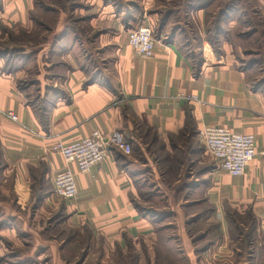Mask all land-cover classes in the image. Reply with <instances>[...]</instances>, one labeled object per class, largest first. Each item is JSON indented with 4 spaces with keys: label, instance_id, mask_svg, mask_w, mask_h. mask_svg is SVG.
Returning a JSON list of instances; mask_svg holds the SVG:
<instances>
[{
    "label": "crops",
    "instance_id": "obj_1",
    "mask_svg": "<svg viewBox=\"0 0 264 264\" xmlns=\"http://www.w3.org/2000/svg\"><path fill=\"white\" fill-rule=\"evenodd\" d=\"M82 1L74 14L87 34L59 19L37 47L0 46V111L25 127L0 114V262L46 264L55 245L76 244L87 254L102 246L105 259L134 248L139 258L129 264H153L140 254L145 243L161 251L171 244L176 264H264V87L226 39L245 11L234 5L224 21L200 5L207 0H135L122 9ZM37 11L34 0H1L0 42L1 26L30 34ZM213 17L222 28L215 45ZM139 18L156 31L150 58L128 46ZM218 126L255 137V158L241 177L226 174L201 141L203 128ZM94 131L130 145L131 154L112 149L81 174L52 151L56 140L70 144ZM64 169L75 174L72 201L53 194ZM55 216L65 242L49 238ZM12 246L27 250L11 263L4 254Z\"/></svg>",
    "mask_w": 264,
    "mask_h": 264
},
{
    "label": "rangeland",
    "instance_id": "obj_2",
    "mask_svg": "<svg viewBox=\"0 0 264 264\" xmlns=\"http://www.w3.org/2000/svg\"><path fill=\"white\" fill-rule=\"evenodd\" d=\"M180 1L181 0H179L178 2ZM230 1L234 2V4H236L241 10H244L245 12L242 13H244L245 15L242 17L241 13L240 27L233 32V36L227 37L226 39L228 41L231 40L232 42L234 40L233 47L237 51L235 60L239 64V66L243 69H251L250 77L252 81H255L256 85H261L264 87V18L260 12V9L258 8L259 5H264V0H211L212 12L218 13V11L225 4L230 3ZM111 2L117 9H122L123 6L127 7L129 6V2H135V0H111ZM84 4L85 3L82 0H34V5H36L38 11L37 13H32L31 15L29 14V18L33 21L34 25L31 33L24 34L21 27L19 29H15L14 33L12 28L1 26L2 29H4L3 35H6L7 37L4 43L0 42V46L5 47V45L9 43L13 46L14 44H17L18 46L30 42L33 46L37 47V45L39 46L43 41H45L46 37H50L52 35V30H55L54 25L56 26L59 19L62 20V25L65 26V29L70 28L73 30L77 28V30H79L80 32L82 30L83 33L87 34L90 29L85 26L82 21H78L80 16L74 14V8L79 6L82 7V5ZM168 8H170L169 5L166 6V9ZM140 19L141 18L136 21L139 22V25ZM215 20L217 19L213 17V19H211L212 23H214ZM136 24L133 27L137 26ZM155 32L156 31L153 30L154 35ZM212 34L213 33H211V37ZM237 35L239 36V39L236 38ZM0 37H2V34H0ZM234 37L237 40L234 39ZM1 169L2 167H0V171ZM226 211L231 210L230 208H228ZM55 217H50V219L48 220V227L49 229H51L49 232V238L55 237L57 239L56 242H65L68 238V235L63 233V231L65 230V226L61 225V223H63V219L62 217H58L61 218V220L59 219L58 221V218L56 217L55 219ZM56 221H58V223L54 224V222ZM62 233L67 236H64ZM164 238H167V236H163V239ZM162 242V239L161 241L159 239V243L162 244ZM61 245H55V249L52 252L51 250H49V252L46 254V264H53V260H55L56 262L54 264H83V262L84 264H115L116 262L118 264H121V260L129 264L130 262H134L139 258V255H137V252L134 248H131L127 254L119 253L118 251L109 253V255H107L109 256V258L105 259L106 257L103 258V255H105L106 252L103 251L102 246H98V248H92L87 254L86 252L82 253V249L76 244L66 247L64 251L62 250L63 244ZM153 248H155V250ZM9 250V253H7L6 255L4 254V257L8 260V256V261L12 263L13 261H16L15 259L17 257L23 256L27 249L12 246L9 248ZM139 250L140 254L144 252V255L142 256V259H144L143 261H145V259H147L148 261L153 259V264H176L174 261V252L173 250H171V244L170 246L166 247L164 251H161L153 245L149 249L148 245L144 243V245H139ZM0 263L5 264L4 261H1ZM43 263L44 261L41 263L40 260L37 264Z\"/></svg>",
    "mask_w": 264,
    "mask_h": 264
},
{
    "label": "built area",
    "instance_id": "obj_3",
    "mask_svg": "<svg viewBox=\"0 0 264 264\" xmlns=\"http://www.w3.org/2000/svg\"><path fill=\"white\" fill-rule=\"evenodd\" d=\"M128 46L134 54L150 58L153 55L155 40L152 28L141 25L128 33ZM179 99L197 101L195 97L180 95ZM9 121L25 128L17 115L9 111H0ZM39 138L51 139L34 133ZM209 155L219 163L221 169L230 177H241L245 174L247 165L255 158L256 140L253 135L235 133L226 127H205L199 134ZM116 149L125 155H130V145L117 137H105L94 131L87 138L71 144H63L56 140L52 151L59 155L67 165H75L81 174L90 173L95 166L103 164L111 156V150ZM54 195L63 201H72L77 195L75 174L70 169L58 172L53 180Z\"/></svg>",
    "mask_w": 264,
    "mask_h": 264
},
{
    "label": "trees",
    "instance_id": "obj_4",
    "mask_svg": "<svg viewBox=\"0 0 264 264\" xmlns=\"http://www.w3.org/2000/svg\"><path fill=\"white\" fill-rule=\"evenodd\" d=\"M109 1H111V0H109ZM204 1V0H203ZM211 0H207V1H205V3H201L200 5H211ZM234 5H236V4H234V2H232V1H230V3H228V4H225L219 11V13H218V15L222 18L223 17V19H221V18H219V20H227V18H228V16H229V14H231L230 13V10L232 9V6H234ZM239 16V19H240V14L238 15ZM216 23L218 24V18H217V20H216ZM217 24H215V22L212 24V28H211V32L213 33L212 34V37H211V34H210V37H209V39L211 40V42L215 45V41L217 40V32H221L222 31V28L221 27H219V29H217ZM257 86H260V85H257Z\"/></svg>",
    "mask_w": 264,
    "mask_h": 264
}]
</instances>
